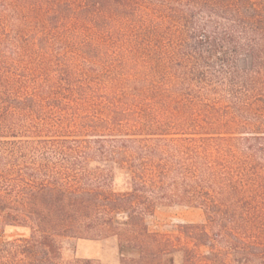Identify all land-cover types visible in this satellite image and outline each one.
I'll return each mask as SVG.
<instances>
[{"label": "trees", "instance_id": "16d2710c", "mask_svg": "<svg viewBox=\"0 0 264 264\" xmlns=\"http://www.w3.org/2000/svg\"><path fill=\"white\" fill-rule=\"evenodd\" d=\"M66 237L264 264V0H0V264H90Z\"/></svg>", "mask_w": 264, "mask_h": 264}, {"label": "rangeland", "instance_id": "374dc122", "mask_svg": "<svg viewBox=\"0 0 264 264\" xmlns=\"http://www.w3.org/2000/svg\"><path fill=\"white\" fill-rule=\"evenodd\" d=\"M250 58L242 55L238 59L240 67H247ZM147 224L151 231L169 235L179 234L182 224L207 222L206 212L203 208L179 203L158 204L152 214L147 216ZM2 238H0L1 242ZM200 251L207 253L206 247ZM126 258L137 257L138 250L125 248L122 251ZM63 261H90V264H121L120 250L115 239L93 238H63Z\"/></svg>", "mask_w": 264, "mask_h": 264}]
</instances>
